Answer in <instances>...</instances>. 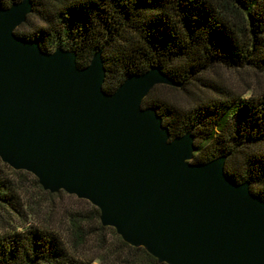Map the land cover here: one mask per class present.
Masks as SVG:
<instances>
[{"label": "water", "instance_id": "obj_1", "mask_svg": "<svg viewBox=\"0 0 264 264\" xmlns=\"http://www.w3.org/2000/svg\"><path fill=\"white\" fill-rule=\"evenodd\" d=\"M31 0L0 6V162L98 210L158 264H264V200L224 174V156L192 163L190 131L171 137L142 101L181 83L151 65L103 91L102 50L85 67L60 47L14 34Z\"/></svg>", "mask_w": 264, "mask_h": 264}, {"label": "trees", "instance_id": "obj_2", "mask_svg": "<svg viewBox=\"0 0 264 264\" xmlns=\"http://www.w3.org/2000/svg\"><path fill=\"white\" fill-rule=\"evenodd\" d=\"M15 1L0 0V6ZM31 1L32 19L23 23L28 30L14 31L16 36L36 40L43 52L58 47L74 52L79 68L101 49L107 93L127 75L158 65L181 87L155 86L148 95L158 89L175 95L154 102L147 95L142 107L156 110L171 137L191 132L192 163L224 156V174L247 182L264 200V94L240 99L243 93L208 84L202 75L220 65L264 74V0ZM18 172L23 171L13 173ZM22 189L0 174V264H92L71 254L53 230L13 223L11 215L22 211ZM93 214L98 217L96 208ZM87 217L80 210L68 212L74 247L85 239ZM117 242L131 264H158L142 248L119 237Z\"/></svg>", "mask_w": 264, "mask_h": 264}, {"label": "rangeland", "instance_id": "obj_3", "mask_svg": "<svg viewBox=\"0 0 264 264\" xmlns=\"http://www.w3.org/2000/svg\"><path fill=\"white\" fill-rule=\"evenodd\" d=\"M28 19H32V17L29 16ZM18 30L27 31L28 27L22 24L14 31ZM202 75L208 84L213 83L237 94L243 93L240 99L264 94V74L252 69L236 70L220 65L214 66ZM207 94L213 95L214 90L210 89ZM174 95L175 93L172 91L158 89L152 91L146 101H159ZM195 155L194 152L193 157ZM13 172L17 171L4 167L0 162V174H6L17 187H23L21 190L22 211L19 215H11L14 224L40 226L53 230L62 238L69 252L83 261L93 260L92 264H131L129 253L119 246L118 236L114 230L100 225L98 217L93 214L94 207L87 201L77 199L64 192L51 195L41 189H35L33 187L39 186L33 184L31 178L34 177L32 175L25 172H18L20 174ZM71 210H80L88 216L82 223L86 231L85 239L76 247L73 245L75 239L72 237L68 222V212ZM132 264L140 263L134 261Z\"/></svg>", "mask_w": 264, "mask_h": 264}]
</instances>
